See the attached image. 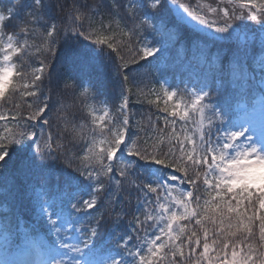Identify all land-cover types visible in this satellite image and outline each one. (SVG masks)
<instances>
[{
	"label": "snow or ice",
	"instance_id": "6c2138e0",
	"mask_svg": "<svg viewBox=\"0 0 264 264\" xmlns=\"http://www.w3.org/2000/svg\"><path fill=\"white\" fill-rule=\"evenodd\" d=\"M187 35L218 66L214 86L155 76ZM58 56L112 75L119 115L87 103L103 93L75 77L53 113L41 85ZM147 77L159 91H145ZM133 88L165 114L140 124L142 143ZM0 186L39 209L46 236L6 209L0 264H264V0L0 2Z\"/></svg>",
	"mask_w": 264,
	"mask_h": 264
},
{
	"label": "trees",
	"instance_id": "16d2710c",
	"mask_svg": "<svg viewBox=\"0 0 264 264\" xmlns=\"http://www.w3.org/2000/svg\"><path fill=\"white\" fill-rule=\"evenodd\" d=\"M3 2V0H0ZM89 4L93 3V0H88ZM194 2V0H193ZM201 2H213L214 0H201ZM110 7V5H109ZM109 17L105 15V20ZM13 24L16 21L12 22ZM11 31V26L8 29ZM84 43H88L85 41ZM203 47V42L198 41L195 35L183 36L181 39L170 45V50L166 54V61L162 67V70L159 73H156V77H163L173 88L183 89L186 86L191 87L193 85H202L210 84L213 85V76L217 75L218 66H209L203 55L201 54L200 48ZM211 51L215 52L216 48L211 47ZM43 59V57H40ZM51 62L49 64L48 71L51 73L50 76L46 75L43 83L41 85L45 95L50 94L52 96V112L54 113L58 105V94L60 97L66 99L67 102H71L72 92L71 90H64L63 84L69 77H75L77 81L83 80L85 84L91 79L96 83L97 87L103 93L97 100H105L109 106L112 108L113 115L118 116L115 109L119 105V94L120 87L114 86L112 80L114 77L107 72H102L100 69L95 66L91 68H85L83 71H79L77 68L69 64L66 58L53 57L50 58ZM33 67H39V59L32 58L30 61ZM251 68L248 70V74L255 75L256 79L259 80V66L253 62H249ZM27 67V65H26ZM254 70V72H253ZM144 83L147 85L145 91L148 89L156 88L159 91L160 80L154 77H147L144 80ZM218 83V81H217ZM214 86V85H213ZM143 87V85H141ZM79 91V89H77ZM19 99V97H17ZM32 100V98H26ZM147 99H155V97H141L136 94V89L133 88V94L129 99V112L134 113L132 119L131 133L133 138L136 136L140 137L141 143L145 139V132L138 131L140 124L147 125L148 119L151 117L153 121L156 120L157 116H163L164 113L158 112L157 108L154 105H151L147 102ZM90 104V100L87 101ZM163 104L161 103V107ZM7 110V108H5ZM80 113H76L77 122L80 121ZM159 123L162 124V121ZM16 157L13 154V161ZM14 167L12 162H10V168ZM171 171V170H168ZM176 175H180L177 173ZM184 187H191L187 183L182 184ZM5 192V187L0 186V213H4L6 209L12 208L17 215L21 216V220H35L33 214L32 204L29 202L28 198L25 197L22 201L20 199L13 200L11 197L8 200L3 199V193ZM23 205V206H22ZM96 215V213L94 214ZM131 220V217H129ZM128 218L125 219L127 221ZM254 229L257 233V242H258V230H259V221L256 220L253 222Z\"/></svg>",
	"mask_w": 264,
	"mask_h": 264
},
{
	"label": "rangeland",
	"instance_id": "374dc122",
	"mask_svg": "<svg viewBox=\"0 0 264 264\" xmlns=\"http://www.w3.org/2000/svg\"><path fill=\"white\" fill-rule=\"evenodd\" d=\"M93 103H95V104H97V106H99V102L98 101H93V100H90V104H93ZM90 119V118H89ZM178 184H179V182H177ZM129 219H128V227H126L125 229H127L128 231H131V228H130V226H129Z\"/></svg>",
	"mask_w": 264,
	"mask_h": 264
}]
</instances>
